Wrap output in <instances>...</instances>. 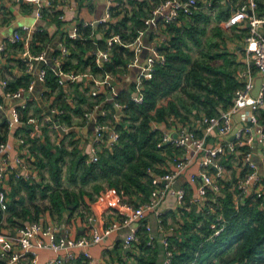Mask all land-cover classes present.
I'll list each match as a JSON object with an SVG mask.
<instances>
[{"label": "trees", "instance_id": "trees-1", "mask_svg": "<svg viewBox=\"0 0 264 264\" xmlns=\"http://www.w3.org/2000/svg\"><path fill=\"white\" fill-rule=\"evenodd\" d=\"M64 1L67 0H51L54 7L45 6L42 10V14L49 16L58 26L62 24L59 16L63 13L56 8V4ZM160 1L113 0L110 19L102 22L97 29L83 22L77 24L81 37L72 38L68 33L63 35L62 42L69 53L61 63V69L90 72L103 76L107 73L111 75L123 73L134 56L130 46L115 44L110 50L111 58L102 63H99L96 54L91 52L92 47L97 42L101 50H106L108 48L107 37L116 33L123 38L125 43H132L138 32L145 29V19ZM261 4L264 5V1ZM129 11H131L130 14ZM1 13L0 11V15ZM220 15L224 16V11H221ZM212 18L206 13H196L186 23L169 24L171 37L166 44L158 47L165 54L166 61L157 64L152 78H144V101L136 103L132 100L130 93L121 92L114 100V103L118 102L122 106L119 117L114 116L117 113L114 103H109L105 107L106 113L99 116L98 123L114 126L119 132V139L116 143L107 145L109 133L105 131V141L100 144L95 161L87 164L86 160L89 155L79 150L73 133H66L62 141L55 146V151L40 138H28L39 150V152L35 150L33 154L36 157L35 164L41 178H46L43 169H48L51 180L45 182L44 186L35 179L17 180L27 195L10 200L5 211L0 207L1 231L4 228L7 231H16L28 222L39 221L41 210H43L37 203L39 197L42 200L49 198L44 209H49L53 217L58 215L60 219L62 212H66L64 209L72 204L71 214L78 211L80 217L85 220L90 207L86 197H92L93 194L86 188V185L91 181L103 180L105 182L106 186L97 185V190L101 187L104 189L107 187L108 191L111 188L115 189L119 205L125 202L138 205L150 200L154 173L164 172L159 165L165 162V153L170 152L172 155L175 149L170 144L162 147L157 145L163 134V129L157 126L169 127L172 118L190 123V114L197 118H201L202 112L209 117L220 115L231 106L233 92L241 86L230 70L234 62H231L226 52L209 51L208 55L203 53L202 57L194 59L188 50L189 42L201 46L202 37L206 33V25ZM7 20V17L3 16L0 24L2 25ZM97 31L102 34L99 40L95 39ZM217 32L221 35L223 29L218 26ZM52 40L53 36L48 31L37 30L31 35L30 50L34 54L46 51ZM5 44L8 46L7 60L18 62L24 71L20 76L7 79L6 91L27 89L34 76L25 70L26 65L21 58L13 57L24 49V45L21 41L10 42L8 40ZM59 54L60 50H55L51 56L55 57ZM219 58L222 59L223 64L217 65L215 63ZM43 69L45 70L43 99L46 100L52 91L59 89L58 101L53 105L64 111L57 117L58 122L71 126L74 124L73 114L85 118V113L88 112L86 108L78 104L72 109L71 104L63 97L64 88L59 83V76L55 73L54 67L45 64ZM1 76L5 77V75ZM71 87L78 90L77 84ZM175 92H184L185 96L174 97ZM104 98V93H100L94 102L89 103L88 108H94ZM19 108L23 120L28 118L30 110L33 109L34 114H39L42 110L34 100H28L26 106ZM260 120L264 124V110H261ZM26 131L28 133V129ZM8 132L7 124H1L0 143L5 141ZM66 137L70 138L69 145L74 146L72 150L65 144ZM67 157L71 160L66 178L71 184L80 185L79 191L64 186L63 164ZM223 160L229 169L235 157L228 154ZM238 161L241 174L245 175L248 170L241 159ZM191 195L192 191L186 188L183 203L177 207L179 219L182 221L177 220L175 234L167 235L168 250L173 253L171 264H264V205H261V199L250 195L236 206L232 196L227 193L225 197L217 196L214 200L209 198L204 208L198 210L197 206L189 202ZM33 208L36 213H33ZM219 215H223L228 220V224L219 236L211 238L212 229L209 222ZM119 218L118 213L116 219ZM161 219L163 227L168 228L163 215ZM86 220L90 225V221ZM145 223V221L141 222L136 231L139 242L132 249L134 253L132 251L126 254L120 252L109 264H158L160 244L156 240L151 241ZM89 229L90 226L88 231ZM0 264H5L1 257ZM65 264H88V261L80 256Z\"/></svg>", "mask_w": 264, "mask_h": 264}, {"label": "built area", "instance_id": "built-area-1", "mask_svg": "<svg viewBox=\"0 0 264 264\" xmlns=\"http://www.w3.org/2000/svg\"><path fill=\"white\" fill-rule=\"evenodd\" d=\"M36 5L37 18L42 16L43 7H54L51 0H28ZM199 0H163L152 11V15L145 20L147 26H155L158 17L167 23H173L179 20L181 13L192 14L197 9ZM261 0H242L239 5L231 8L230 14L224 20V26L227 28L239 26L248 23L249 30L245 38V50L252 58L254 66L259 71V77L262 78L258 95H254L256 88V77L251 68L241 74L244 78V85L236 89L234 93L233 103L231 106L217 116H206L201 114L194 123L181 122L176 118H172L169 127L163 128V134L158 142V146L162 147L166 144L174 146L178 153H174L171 160L173 168L163 174L154 173L152 178L153 190L149 201L133 205L131 203H122L119 210V219H115L105 229H91L88 235L80 238H74L69 235L68 229H64L54 224H44L41 221L26 223V225L18 228L13 232L0 231V257L4 259L5 264H15L28 259L31 264H38L41 250H53L56 256L49 259L47 264H65L66 262L75 260L83 256L87 259L88 264H92V254L89 251L90 246L102 242L103 239L110 235L114 230L121 228H129V232L124 236V247L134 249L138 242L139 236L136 231L140 223L144 221L148 212L158 210L159 204L165 200L167 195L171 194L177 197L179 205L183 203L186 195V185L180 181V175L184 173L194 162H196L200 170L190 173V180L195 184L189 202L197 206L198 210H202L209 198L216 199L217 196L227 195L229 193L236 206L244 202L250 195H255L261 199V205H264V177L261 175L258 166L252 161L251 156L253 148L259 143L260 156L264 162V124L260 120L261 110H264V11H259V3ZM68 2V0L66 1ZM107 17L110 19V8L113 0H107ZM213 1L209 0L206 7L211 8ZM61 18L63 15L60 16ZM103 19V22L106 20ZM102 22V21H101ZM94 25V22L87 23ZM25 33L15 31L9 36L10 42L21 41L24 49L21 52V58L25 62L26 71L34 74V81L27 89H18L17 91H6L8 80L0 81V88L4 92V99L18 100V105L12 106L10 109L5 108V103L0 100V112L6 110V116L2 123H6L9 130L14 129L19 124L25 125L29 130V136L32 138H40L44 132L46 125H55L57 127L64 126L58 122L57 117L64 110L53 105L39 114H30L26 120L22 119L20 106L27 104L29 93L34 91L35 81L39 79L44 82L45 70L43 65L48 64L54 67L55 73L59 76L61 85L74 83L82 76H90L95 82L93 95L98 96L101 84H108L107 73L105 80H97L95 74L87 72L64 71L61 69V63L65 56L69 53L67 47L61 42L59 45L60 54L52 57V51H43L34 54L30 50L31 35L33 26L25 25L23 27ZM144 31L140 30L132 43H125L119 34L108 36L106 50H98L96 54L97 61L102 63L111 58V48L115 44H124L135 50V56L128 63L129 66L139 65L138 50L144 46ZM72 38L81 37L78 27L75 26L73 31L69 33ZM97 42H95L96 44ZM5 47L2 45L1 50ZM152 54L148 56L146 64L142 66L137 80L134 84V92L131 96L136 103L144 101L143 80L144 78H152L155 68L159 63H165L166 56L155 47H151ZM50 54V55H49ZM52 63V64H51ZM115 98L118 93L113 89L112 93ZM111 95V96H112ZM115 108H121L118 103H114ZM106 111L103 113L105 114ZM90 117V113L85 114ZM116 118L119 115L114 114ZM98 124V125H97ZM96 124L94 142L97 147L93 154L86 160L87 164L95 161L98 157V149L103 143L104 132L108 131L107 145L116 143L119 139V132L109 124ZM214 137L215 139H213ZM24 142L23 139H21ZM105 141V139H104ZM5 150V143H0V206L3 210L8 206V187L5 184L7 171L13 170L15 166H8L9 159H2L1 155ZM233 155L235 160L241 159L243 165L248 172L243 175L239 166H234V172L229 173L224 162L226 155ZM25 158H16L17 163H24ZM18 165V164H17ZM160 167V165H159ZM137 223V226L133 224ZM162 219H160V225ZM212 229L211 238L219 236L228 224V220L219 215L209 222ZM146 230L150 233L151 225L145 223ZM163 226V225H162ZM15 232V233H14ZM151 241L155 240L150 235ZM162 243L166 250L164 264H171L173 253L168 250L167 236L162 238Z\"/></svg>", "mask_w": 264, "mask_h": 264}, {"label": "crops", "instance_id": "crops-1", "mask_svg": "<svg viewBox=\"0 0 264 264\" xmlns=\"http://www.w3.org/2000/svg\"><path fill=\"white\" fill-rule=\"evenodd\" d=\"M163 1V0H161ZM160 1V2H161ZM209 0H199L198 6L195 11H193L192 14H187L182 12L179 20L173 23H167L161 18L158 17L156 25L155 26H147L143 30H147L148 27H152L154 30L150 33L149 39L150 42L147 44L145 43V47H141L138 50V57H139V65H134L141 67L146 64V60L149 55L152 54L151 47L158 48L160 45L166 44L167 41L170 39L169 36H171V33L168 29L169 24H178L181 25V23H186L188 19H190L192 16H194L196 13H206L211 15L214 22H217L218 25L215 26V35L213 37L215 39H218L215 41L216 49H218L219 45L222 43L227 46V48L230 50L229 52L222 49L221 51L226 52L228 54V58L231 60V62H234L233 65L230 67L231 71L233 72L235 78L239 80L241 83V86L244 85V78H241V74H243L244 71L251 68L252 72H254L256 81L259 77V71L254 66V62L252 58L247 54L245 50V38L247 36L249 25L248 23H243L239 26H233L230 28H227L224 26V20L228 17L230 14L231 8L233 9V6L239 5L242 0H211L213 1V6L211 8H207V2ZM264 0H261L259 3V11H264ZM159 2V3H160ZM158 3V4H159ZM98 4V0H68V2L64 1L62 3L56 4V8L60 9L62 11L63 17L61 18L62 24L60 26L57 25L55 21H53L49 16H45L42 14L41 17L37 18L36 15V4L32 3L28 0H0V11L2 12L0 15V22L1 18L3 16L7 17V21L0 24V39L3 37V41L0 43V81L3 79H8L12 76H20L24 73L23 69H21L18 62L14 60H7L8 55V46H6L5 42L6 40L9 41V36H11L15 31L19 30L23 34L25 31L23 30V26L21 27H15L14 31L11 33L5 32V29L7 27L13 26L16 23V16L14 14L15 10H19L22 13L31 15L34 17L33 23L30 24V26H33V33L37 30H46L50 33V35L53 36L52 42L49 44L48 51H55L59 50V45L62 42L63 35L65 33H71L77 24L83 22L85 24L89 22H94L95 29L98 28V26L103 22V19L107 17V8H108V2L105 3L106 12L105 14L100 17L98 20V24L95 25L96 20L87 21L81 18V11L83 7L89 8L91 11H96V7ZM157 4V5H158ZM155 6V8L157 7ZM231 7V8H230ZM154 8V9H155ZM153 9V10H154ZM43 10V9H42ZM152 10V11H153ZM152 11L150 15L147 17L149 18L152 15ZM221 11H224V16L220 15ZM226 13V14H225ZM146 18V19H147ZM145 19V20H146ZM108 21L107 19H105ZM102 21V22H101ZM145 22V21H144ZM210 22V21H209ZM208 22V23H209ZM207 23V24H208ZM220 26L223 29V32H226V35L220 36L217 32V27ZM161 30L165 31L166 34H168V37H163L160 35ZM232 31L235 33V35L227 36L228 33H232ZM32 33V34H33ZM206 34V33H205ZM204 34V35H205ZM144 35V34H143ZM61 37L60 41H57V39ZM102 38V34L97 31L96 40H99ZM95 40V41H96ZM57 44V47L55 48L53 44ZM63 43V42H62ZM4 46L5 48L1 50V46ZM96 48V51L100 50L99 44H94L92 47L91 52L95 53L94 50ZM134 49V48H133ZM144 49H146V52L144 53ZM21 52L17 55H13L14 58H21ZM134 56H135V50H133ZM4 54V55H3ZM50 55V54H49ZM165 55V54H164ZM133 56V58H134ZM143 57V61H142ZM234 57L236 58L234 60ZM22 59V58H21ZM217 64H220V60L217 59ZM133 67L127 65V69L123 73H119L117 75H111L108 77V81L110 82V85L108 84H101L99 88V93H104L105 98L98 104L95 105L94 108H88L90 102H94L97 98V96L93 95V90L95 89V82L92 80L90 76H82L74 83L64 84L63 86V97H65L68 102L71 104V108L73 109L78 104H80L81 107L86 108L88 112L90 113V117H87L85 115V118L81 115H75L73 114V120L74 124L71 126H68L66 124H62L63 127H57L55 125H47L44 128V132L42 133L40 139L45 143L48 144L50 148L56 149V145H58L64 135L66 133H73L74 140L77 142L79 150L83 152V154H88L91 156L93 154L92 149H95L97 147L94 142L95 138V131H96V124L98 123V118L100 115H102L106 109L105 107L109 103H114L115 98L113 97V89L119 94L121 92L130 93L132 96L134 92V84L136 82L132 81L130 82V87H126L124 89H121L120 91H117L115 88L116 82L122 81V75L128 73ZM89 71V70H87ZM28 72V71H27ZM31 73V72H29ZM90 73V72H87ZM140 71L138 72V74ZM137 74V76H138ZM1 75H5V77H2ZM34 76V74H33ZM96 76L97 80H105L106 76H103L102 74L94 75ZM35 77L31 82H33ZM36 82V81H35ZM77 84L78 90H74V87H71V85ZM240 86V87H241ZM239 88V87H238ZM237 88V89H238ZM68 90V91H66ZM74 90V91H73ZM40 92V97L36 96H28L29 98L26 100H34L40 107H41V113L46 111L48 107L53 106L55 102L58 101V91H52L46 98V100L43 99V92L45 91L44 82L43 87L41 90H37ZM236 91V90H235ZM233 92V94L235 93ZM34 95H36V90L33 91ZM68 93H70L68 95ZM232 94V95H233ZM112 95V96H111ZM0 98L5 103V108H11L12 106L18 105V100H7L4 99V92L0 88ZM234 98V95H233ZM35 107V105H32ZM115 107V105H114ZM6 110L0 112V118L1 122L0 125L3 124L2 122L5 119L6 116ZM121 108H116L117 114L119 115V111ZM30 114H34V110H30ZM85 113V114H86ZM199 118H196L193 122L197 121ZM181 121V120H180ZM183 122V121H181ZM98 125V124H97ZM165 128V126H162ZM28 129L25 125L19 124L17 127H15L12 130H9V132L6 135V139L4 141L5 143V150L3 154L1 155L2 159H9V167L15 166L13 170L9 169L7 171V177L5 179V184L8 187V198L9 201L12 199H18L20 196H26V191L23 189V186L18 184V179H25V180H31L35 179L38 183L41 182V185L44 186L45 182H48L47 175H45V169H43L44 175L46 176L45 179H42L37 165L35 164L36 157L33 154V152L36 150V152H39L38 148L36 146H33V144L28 140L29 136V130L28 133L26 131ZM215 139L214 137H212ZM21 139L24 140V142L21 141ZM69 137H66V142L69 140ZM104 142V139L102 140ZM32 145V146H31ZM172 152V155L170 152L165 153L166 158L165 162L160 164V168L164 170V172L169 171L168 169H172L173 166L171 165L172 156L174 153H178L175 149ZM260 154V149L258 151ZM23 157L25 158L24 163H17L16 164V158ZM200 170L199 165L194 162L193 165H191L184 173L180 175V181H183L186 185V188H189L191 191L195 188V184L191 182L190 180V173L191 172H198ZM163 172V173H164ZM161 173V174H163ZM97 185H103L106 186L105 182L103 180H97V181H91L86 185V188L93 193L92 197L87 196L86 200L89 204V209L86 213L85 218L90 221V225L87 222V220H83L80 215L78 214V211H75L73 214L72 208L73 205L70 204L68 208L64 209L66 212H62L60 219H55L53 215H51V212L49 209H44L46 204H42L40 213V220L44 224H54L61 227V230L63 232L64 229H68L69 235L74 238H80L83 235H88L93 228H97L99 230H103L107 227V224L111 222L112 220L116 219V216L119 213L120 205L118 204L116 191L115 189L111 188L109 191L104 189V187H101L97 190ZM195 190V189H194ZM16 194V195H13ZM222 197H225V195H222ZM42 199L39 197L37 200V203H39ZM8 201V202H9ZM179 203L177 200V197L174 195H167L165 200H163L159 206L158 210L153 212H148L146 214V217L144 218V221L151 225V231L150 235L154 237L156 241L160 244V255L158 264H164V259L166 255L165 247L162 243V238L167 236L168 234H175V226L177 225L179 219V213L177 212V207ZM195 206V205H194ZM1 207V206H0ZM2 209V208H1ZM3 210V209H2ZM5 211V210H4ZM33 213H36V210L33 208ZM6 215V214H5ZM161 215L166 219L167 227H163L162 224L160 225V219ZM60 216V215H59ZM89 216V217H88ZM91 218V220H90ZM61 220V221H59ZM182 220H180L181 222ZM30 223V222H28ZM90 226V229L88 231V228ZM1 232H13V231H7V229H2ZM88 231V232H87ZM87 232V233H86ZM129 232V228H121L114 230L110 235L106 236L102 242L93 244L90 246L89 251L92 254V264H109L110 261L113 259H116V254L118 253H124L126 254L129 251H132L134 253V250L130 249L129 251H125L124 247V236ZM118 249V252H117ZM57 254L53 250H41L40 251V257L38 264H47L48 260L55 257ZM115 257V258H113ZM70 263V261L68 262ZM15 264H31L28 259H24L22 262L15 263Z\"/></svg>", "mask_w": 264, "mask_h": 264}, {"label": "rangeland", "instance_id": "rangeland-1", "mask_svg": "<svg viewBox=\"0 0 264 264\" xmlns=\"http://www.w3.org/2000/svg\"><path fill=\"white\" fill-rule=\"evenodd\" d=\"M106 2H107V0H98L96 11H91L89 8L83 7L82 11H81V18L84 20H87V21L99 19L106 12V8H105ZM130 9H131V6H130ZM130 13H131V11H129V14ZM14 14L16 16V23L13 26L7 27L5 29V32H7V33L13 32L15 27H21L25 24L30 25L34 21L33 16L22 13L19 10H15ZM213 19H217V18H212L211 21L206 25V34L202 37L203 42H202L201 46H196L193 42H189L190 48L188 50L190 51V53L194 59H196L198 57H202L203 53H204V55H206V54L208 55L209 51L210 52H216V53L220 52L222 49H224L227 52L230 51L227 48V46L222 44V43L219 45L218 49H216L215 41L218 39H215L213 37V35H215V26L218 24H217V22H214ZM153 30L154 29L152 27H148L147 30H145L144 35L142 37L143 42H144V47H145V43L147 44L148 42H150L149 36ZM228 34L229 35H227V36H232V37H233V35H235V33L233 31H232V33L230 32ZM160 35L163 37H168V34H166V32L163 30H161ZM221 35L222 36L226 35V32H222ZM169 37H171V36H169ZM2 38L3 37H1L0 41L1 40L3 41ZM145 52H146V49H144V53ZM206 58H207V56H206ZM235 59L236 58L234 57V60ZM218 60H220V62H222L221 58H219ZM142 61H143V57H142ZM215 64H217V62ZM220 64H223V62ZM217 65H219V64H217ZM132 67L133 68L128 73L122 75V81L121 82L114 83L117 91H120L121 89H124L126 87L129 88L130 82L135 81L137 79V74L139 71H141V67H138V66H132ZM179 95L185 96V93L184 92H175L174 93V97L179 96ZM202 113L205 114L204 112H202ZM189 116H190V118H189L190 122H193L197 118L193 114H190ZM65 144L71 150L74 147L72 145L71 146L69 145V140ZM259 146H260V144L258 143L256 145V147L253 148V153H252L251 159H252V161H254L256 163V165L259 168L261 175L264 177V162H263L260 154L258 153ZM70 160H71V158L67 157L64 164H63L64 186L68 187L71 190L79 191L80 185H73L66 178V172L68 170ZM230 165H231V167H229V169H228L229 173L234 172V166H239V161L234 160L233 162L230 163ZM45 175H47V180L49 182L51 180V177H50V172L48 171V169H45ZM45 202L46 203L49 202V198H48V200H41L39 202V205L46 204ZM55 219H58V216H56ZM59 221H61V220H59Z\"/></svg>", "mask_w": 264, "mask_h": 264}, {"label": "water", "instance_id": "water-1", "mask_svg": "<svg viewBox=\"0 0 264 264\" xmlns=\"http://www.w3.org/2000/svg\"><path fill=\"white\" fill-rule=\"evenodd\" d=\"M23 2V0H21ZM98 24V20L95 21V25ZM61 40V37H59L57 39V41H60ZM53 46L56 48L57 47V44H53ZM94 50L96 51V48H94ZM52 64V63H51ZM261 82H262V78H258L257 81H256V88L254 89L253 91V94L254 95H258L259 93V89H260V85H261ZM43 87V83L42 81H40L39 79H37L36 83H35V86H34V89L36 90V95H34L33 92L29 93L28 96H36V97H40V92L37 91V90H41ZM19 101H22V99H19ZM0 122H1V118H0ZM133 226H137V223L133 224ZM15 233V232H14ZM130 248H125V251H129Z\"/></svg>", "mask_w": 264, "mask_h": 264}]
</instances>
